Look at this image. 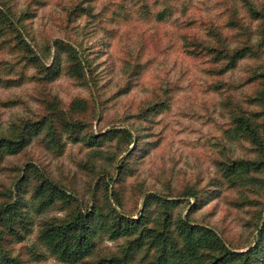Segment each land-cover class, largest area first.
Instances as JSON below:
<instances>
[{"label":"trees","instance_id":"16d2710c","mask_svg":"<svg viewBox=\"0 0 264 264\" xmlns=\"http://www.w3.org/2000/svg\"><path fill=\"white\" fill-rule=\"evenodd\" d=\"M242 2L249 21L241 16L237 6L228 8L226 25L235 34L236 42L215 25L208 28L207 38L192 34L185 40L186 46L206 54L218 65L219 71L215 72L219 77L235 70L246 58L264 57V3ZM27 7L18 12L12 1L0 0V38L23 52L26 63L36 69L46 88L62 72V56H65L66 72L92 85L97 93L90 87V97L74 98L65 106L59 96H53L39 84L44 111L38 118L22 119L6 129L0 121V164L7 156L23 152L32 138L41 134L47 148L53 150L62 151L66 141L83 142L95 149L81 163L92 179L85 193L73 183L56 180L32 162L22 167L19 189L33 180L36 213L50 209L63 213L42 218L38 224V242L57 260L68 264H264V71L250 74L252 80L247 83H253V91L245 104L240 101L233 104L230 96L224 98L225 108L229 110L227 133L232 140L249 144L252 156L234 155L224 143L223 151L214 160V174L201 178L203 174L198 173L196 181L177 187L171 172L162 181L163 188L146 189L145 179L134 178L140 177V158L156 147L155 140H151L155 135L153 124L156 115L169 103L168 90L164 97L156 102L154 99L128 118L136 134L130 128L119 126L105 133L95 132L93 122L99 117L101 129L106 103L100 91L97 58L91 56L95 50L86 47L84 38L69 30L48 40L41 51L36 50L28 41L30 31L25 24L35 12L31 4ZM100 15L93 0H83L69 13L63 30L74 29V23L82 16L89 22L100 23ZM86 29L83 33L87 38L97 31ZM31 40L36 43L34 38ZM137 65L132 68L134 77L138 73ZM223 87L220 83L216 89ZM129 89L127 86L124 93ZM10 103L0 100V110ZM145 122L150 125L146 126ZM106 141L115 149L103 153L99 149ZM132 144L134 149L119 159ZM224 188L236 191L232 205L249 213L247 225L251 230L246 242L231 240L221 228L208 221L209 215L200 212ZM16 198L12 203L0 204V264H30L20 254L11 253L12 242L21 241L34 229L31 217L24 210L23 196L18 193ZM105 239L118 241L117 249L105 248Z\"/></svg>","mask_w":264,"mask_h":264},{"label":"rangeland","instance_id":"374dc122","mask_svg":"<svg viewBox=\"0 0 264 264\" xmlns=\"http://www.w3.org/2000/svg\"><path fill=\"white\" fill-rule=\"evenodd\" d=\"M9 1L18 12L27 10L31 4L35 15L25 24L30 31L28 41L36 50L41 51L48 40H54L68 30L84 38V45L95 50L91 56L97 58L100 91L106 100L101 129L99 117L93 122L95 132L105 133L119 126L130 128L136 134L128 118L154 99L156 102L164 97L168 90L169 103L156 115L153 124L155 135L151 140H155L156 147L140 158V177L134 178L145 179L146 189L153 186L163 188L162 181L171 172L173 184L177 187L196 181L198 173L203 174L201 178L214 174V160L223 151L224 143L234 155H251L249 144L232 140L227 133L229 110L225 108L224 98L230 96L233 104L237 101L245 104L248 94L253 91V83H247L252 80L250 74L264 71V57L246 58L235 70L219 77L215 72L219 71L218 65L206 54L198 53L185 44L186 37L192 34L207 38L208 28L212 25L236 42L235 34L226 25L230 14L228 8L237 6L241 16L249 21L242 0H93L96 11L101 12L100 23L98 20L89 22L82 16L71 30V27L63 30L67 26L68 15L83 0ZM254 1L264 3V0ZM255 26L254 22L253 28ZM84 28L97 31L87 38ZM136 63L139 64L136 66L138 73L134 77L132 68ZM61 68L59 77L46 88L40 82L36 69L26 63L23 52L0 38V100L11 101L8 107L0 110L4 129L22 119L38 118L44 111V97L39 84L53 96H59L65 106L74 98L90 97V87L97 94L92 85L88 86L85 81L66 72L65 56H62ZM8 79L9 83L6 82ZM220 83L224 87L218 90L216 86ZM127 86H130L129 92L124 93ZM115 92H120V95L114 97ZM145 124L149 126L150 122ZM114 147L106 141L101 149H97L105 153L113 151ZM132 149L134 144L120 154L119 159ZM91 150L95 149L86 147L83 142L70 141H66L62 151L53 150L47 148L41 134L33 137L23 152L9 155L2 161L0 204L12 203L17 200L16 194H21L25 201L24 210L34 223L31 234L21 241L12 242V254H20L30 264H68L57 260L37 240L38 224L42 218L63 213L56 209L36 213L33 206L36 201L32 199L33 180L21 189L18 183L23 176L22 167L32 162L56 180L73 183L85 193L86 185L92 179L81 168V163L88 160ZM236 196V191L224 188L219 197L200 212L209 215L208 221L221 228L231 240L246 242L251 230L247 225L249 213L232 205ZM118 244V241L106 239L103 242L105 248L117 249Z\"/></svg>","mask_w":264,"mask_h":264}]
</instances>
